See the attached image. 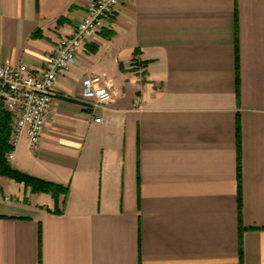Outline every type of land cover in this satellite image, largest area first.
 <instances>
[{"label":"crops","instance_id":"0c3cea01","mask_svg":"<svg viewBox=\"0 0 264 264\" xmlns=\"http://www.w3.org/2000/svg\"><path fill=\"white\" fill-rule=\"evenodd\" d=\"M89 1L0 0V62L38 73ZM55 92L9 162L68 190L0 176V264H264V0H118Z\"/></svg>","mask_w":264,"mask_h":264},{"label":"built area","instance_id":"2783aa9c","mask_svg":"<svg viewBox=\"0 0 264 264\" xmlns=\"http://www.w3.org/2000/svg\"><path fill=\"white\" fill-rule=\"evenodd\" d=\"M118 0H90L85 15L71 34L57 39L53 52L44 67L33 73L24 63L0 62V108L10 117L7 159L13 158L21 134L27 135L30 148L39 146L52 101L56 96L55 83L60 74L76 63L77 52L93 34L111 24ZM80 102L93 114L112 102L110 89L99 76H86L81 81ZM101 122V116L94 118Z\"/></svg>","mask_w":264,"mask_h":264},{"label":"trees","instance_id":"16d2710c","mask_svg":"<svg viewBox=\"0 0 264 264\" xmlns=\"http://www.w3.org/2000/svg\"><path fill=\"white\" fill-rule=\"evenodd\" d=\"M10 117L8 113L0 108V176H6L16 182L23 183L32 192L49 193L57 198L59 193H67L68 187L46 181L13 168L7 159V153L12 150L9 143Z\"/></svg>","mask_w":264,"mask_h":264}]
</instances>
